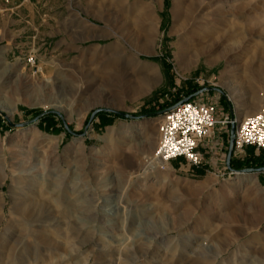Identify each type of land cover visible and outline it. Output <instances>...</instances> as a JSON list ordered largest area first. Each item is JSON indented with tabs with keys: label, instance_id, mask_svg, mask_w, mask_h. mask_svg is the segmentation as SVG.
I'll return each mask as SVG.
<instances>
[{
	"label": "rangeland",
	"instance_id": "374dc122",
	"mask_svg": "<svg viewBox=\"0 0 264 264\" xmlns=\"http://www.w3.org/2000/svg\"><path fill=\"white\" fill-rule=\"evenodd\" d=\"M179 1L0 0L9 11L0 28V107L15 108H0V238L9 230L0 264H264V152L245 150L219 166L203 158L199 168L161 170L155 160L157 115L189 97L238 114L263 107L264 0ZM146 7L152 34L133 35ZM183 33L219 51L242 39L250 49L184 65L176 58ZM116 47L148 68L152 85L141 97L115 100L104 70ZM118 59L115 67L135 80ZM100 109L134 118H92ZM16 204L23 208L10 221ZM90 214L108 226L84 230ZM30 232L48 246L29 243ZM155 233L165 236L144 238Z\"/></svg>",
	"mask_w": 264,
	"mask_h": 264
},
{
	"label": "bare ground",
	"instance_id": "6f19581e",
	"mask_svg": "<svg viewBox=\"0 0 264 264\" xmlns=\"http://www.w3.org/2000/svg\"><path fill=\"white\" fill-rule=\"evenodd\" d=\"M178 7H179V3L177 2L176 3V10H175V13H174L175 20H176L175 22H177V25H178V21H179V18H180ZM142 9H143L142 13L140 15H138L133 20V27L135 28V30H132V32H131L133 35L135 34V31L138 34H141V32L144 31V32L147 33V35L152 32V29L150 28L151 19L148 16L149 9H148V7L142 8ZM105 10L108 13V16L106 15V23L109 24V25H112L113 22H114L112 20V19H114V17H113V12L114 11L112 12V10H111V4L107 5L105 7ZM120 21H122V16L118 15L117 16V23L120 22ZM126 25H128V24H122V27L118 28V31L124 33L125 29H127ZM177 25H176V27H177ZM147 31H149V32H147ZM194 36H196V35H194ZM214 44L209 43L208 45L200 46L199 45V41L197 40V37H193V36L189 37L187 34L184 35V33H183L181 35V37L179 39V42H178V45H177L178 52L176 53V58H177V60L179 61L180 64H184V65H189L194 60L199 59V58H203V57H206V58L209 57L212 62H216V61H219L220 59H226V58L230 57L231 54L234 53L236 50H238L239 55L242 56L245 53H247L249 51V49H250V43L246 39L238 40V41H236L234 43H231V44H228V45H225V46L224 45L223 46L220 45V47H222L220 51H219L218 48H216V46ZM120 57L122 59H124V60L125 59L127 60L126 63H128L129 69L133 70L134 77L137 76V78H135V80H133L132 78H127L125 76L126 75V69H120L119 67H115L114 61L117 60ZM125 57H126V55H124L122 53V51L120 50V47H116V48L112 49V51L109 54H107V56L105 57V68H107V69L104 70L105 71V77H106L105 79L111 80L112 88H115L114 89L115 92H116L115 100H117V99H125V98H130L131 99V98L141 97L145 93L146 89L149 86L152 85V79L148 75V73L146 72L148 68L142 64L140 59L135 57V56H129L128 58H125ZM10 68L12 69L13 67H10ZM244 70H246V69H244ZM258 104H259V101L255 102V105L258 106ZM0 108H1L2 111H5L7 114H10V115H12L14 113V111H15V108H8L7 106H4V107L1 106ZM145 170H146V172H148V170L150 171V170H152V168H150V166H149V167H146ZM3 172H4V167H2V165L0 164V180H1L2 177H4V176H2ZM83 201H84V199H83ZM84 203H86V202H84ZM84 207H83V209L86 210L87 207H85V208ZM3 208H4V203H3L2 198H0V224H1V222L4 219V216H5L4 212H3ZM22 208L18 207L17 204L15 206L13 205V207L10 210V214H9L10 221L12 219H14L16 216L20 215V212H21ZM65 211H66V213H69L70 215H72L73 214V207L69 205L65 209ZM88 216H89L88 222L87 223L85 222L86 226H82V228L84 230H87L89 228V225H91L90 226L91 228L97 227L99 224L101 225V228H103V227L105 228L106 226H108V225L105 224L104 217H102L101 215H98V214H96V215L92 214L91 215L90 214ZM23 219H25L27 221V219L25 217H23ZM7 228L9 229L10 226L7 227ZM8 231L9 230H6L1 235L0 247L3 245L4 240L8 236L7 235ZM158 233H160V232H158ZM157 236H160V237H157ZM164 236H165L164 233H161L159 235H157L155 233V234L150 235V236H145L144 238L145 239H149V238H151V239H157V238L158 239H163ZM161 237H163V238H161ZM26 240L29 241V243H42L43 245L48 246L47 245L48 242H43L42 241V236L39 235L38 232H30L29 235L27 236ZM139 240L143 241L141 239H139ZM139 240H137V243L133 242L132 249L137 251L139 248H141L142 242H139ZM109 241L112 243L111 246H110L111 250H115V248L118 247V244L120 243L119 240L117 241L116 239H114L112 237L109 238ZM130 248H131V246H130ZM114 252H116V251H114ZM129 254L133 255L132 251H130ZM143 255H141V257ZM161 256H162V254H161ZM157 257H160V253L159 252H157V256L155 258H157ZM67 259H69V256H67ZM67 262L68 261H66L65 263L63 261H60L59 263L60 264H67Z\"/></svg>",
	"mask_w": 264,
	"mask_h": 264
},
{
	"label": "built area",
	"instance_id": "2783aa9c",
	"mask_svg": "<svg viewBox=\"0 0 264 264\" xmlns=\"http://www.w3.org/2000/svg\"><path fill=\"white\" fill-rule=\"evenodd\" d=\"M171 108L159 116L160 137L155 160L161 170L181 158L190 167L199 168L203 163L200 144L210 139L218 126H236L234 156L249 147L264 152V105L257 113L243 119L229 115L218 118L215 104L195 100H183Z\"/></svg>",
	"mask_w": 264,
	"mask_h": 264
},
{
	"label": "crops",
	"instance_id": "0c3cea01",
	"mask_svg": "<svg viewBox=\"0 0 264 264\" xmlns=\"http://www.w3.org/2000/svg\"><path fill=\"white\" fill-rule=\"evenodd\" d=\"M8 16H9V11H8L7 6L0 5V28L3 26L5 27L7 26ZM215 105L218 107V112H217L218 118H222L225 115L231 116L230 111L226 112L224 111V109L220 108L219 105L217 104ZM250 113L251 112L246 111L241 114L234 113V115L236 118L243 119L248 116L254 115ZM230 130H231V126H228V127L218 126L216 127L213 136L210 139L200 144L199 151L203 155V158L205 159L206 164L211 165V166L212 165L219 166L224 158L227 157L228 159V153H229V148H230V138H231ZM246 150H256V149L253 147H249ZM256 151L263 152V151H258V150ZM232 156H234V154ZM212 159H214L215 161L212 162ZM171 163L174 165L180 166V167H183V166L185 167L186 166L185 164H187L186 161L182 158L174 160Z\"/></svg>",
	"mask_w": 264,
	"mask_h": 264
},
{
	"label": "water",
	"instance_id": "95a60500",
	"mask_svg": "<svg viewBox=\"0 0 264 264\" xmlns=\"http://www.w3.org/2000/svg\"><path fill=\"white\" fill-rule=\"evenodd\" d=\"M214 90H216V89H214V88H209V89H205V90H203V92H205V91H214ZM192 98H193V97H189V98L185 99L184 102H188V101L192 100ZM170 109H172V108H169V109H167V110H164V111L160 112V113L157 115V117L160 116V115H162L163 113L169 111ZM101 112H102V113H110V114L118 115V116H121V117H124V118H134V117H132L131 115L124 114V113H121V112H117V111H114V110H109V109H100V110H97V111L92 115V118H94V116H96L98 113H101ZM230 112H231V116H232V118H233L235 115H234V111H233L232 107H230ZM92 118H91V119H92ZM230 133H231V138H230V148H229V153H228V163H229V161L231 160L232 155H233L232 148H233V143H234V138H235V133H236V126H231Z\"/></svg>",
	"mask_w": 264,
	"mask_h": 264
},
{
	"label": "trees",
	"instance_id": "16d2710c",
	"mask_svg": "<svg viewBox=\"0 0 264 264\" xmlns=\"http://www.w3.org/2000/svg\"><path fill=\"white\" fill-rule=\"evenodd\" d=\"M167 110V109H166Z\"/></svg>",
	"mask_w": 264,
	"mask_h": 264
}]
</instances>
